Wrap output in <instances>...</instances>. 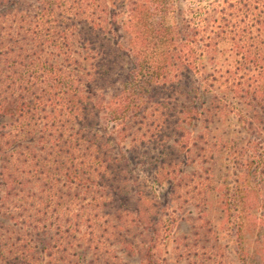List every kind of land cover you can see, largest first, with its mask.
Masks as SVG:
<instances>
[{
	"label": "trees",
	"instance_id": "16d2710c",
	"mask_svg": "<svg viewBox=\"0 0 264 264\" xmlns=\"http://www.w3.org/2000/svg\"><path fill=\"white\" fill-rule=\"evenodd\" d=\"M177 1L0 0V261L100 264L101 228L131 224L154 264L146 189L160 176L168 204L205 213L183 177L199 165L209 182L224 146L216 83L249 126L264 116V0H209L191 19ZM224 44L236 66L208 72Z\"/></svg>",
	"mask_w": 264,
	"mask_h": 264
},
{
	"label": "rangeland",
	"instance_id": "374dc122",
	"mask_svg": "<svg viewBox=\"0 0 264 264\" xmlns=\"http://www.w3.org/2000/svg\"><path fill=\"white\" fill-rule=\"evenodd\" d=\"M208 2L178 0L172 4L181 7L184 16L191 19ZM173 16L166 15L167 22H176ZM215 57L213 61L209 55L203 62L208 72L216 68L225 73L236 66L230 44L221 45ZM221 84V81L216 83L219 88L216 94L225 113L209 126L224 146L216 153L214 162L207 165L213 173L210 184L205 179L204 167L199 165L187 168L183 177L192 190L202 184L203 191L208 193L205 213L195 203L168 204L167 179L160 176L161 185L148 181L146 190L155 200V208L148 204L146 222L156 224L159 230L155 249L152 248L154 264H264V176L259 170L264 161V116L253 127L249 126L254 114L233 101ZM212 98L207 96L208 100ZM203 128L202 124L198 132ZM195 173L203 177L202 182H196ZM145 175L140 174L141 180ZM196 198L201 201L203 195ZM113 226L116 225L101 228L100 264L147 263L145 254L150 239L140 237L141 230L131 224L117 230ZM80 244L84 243L79 241ZM131 245L137 251H131ZM118 249H125V253ZM92 255L88 254L87 259ZM0 264L6 263L0 261Z\"/></svg>",
	"mask_w": 264,
	"mask_h": 264
}]
</instances>
